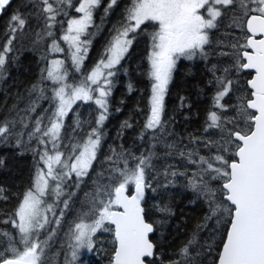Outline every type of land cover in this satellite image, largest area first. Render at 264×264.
I'll use <instances>...</instances> for the list:
<instances>
[{"label":"snow or ice","instance_id":"snow-or-ice-1","mask_svg":"<svg viewBox=\"0 0 264 264\" xmlns=\"http://www.w3.org/2000/svg\"><path fill=\"white\" fill-rule=\"evenodd\" d=\"M12 2L0 0V14ZM29 4L31 13L17 11L10 17L6 42L0 47V79L7 72L17 33H24L33 16L39 26L34 43L50 38L48 51L64 53L63 41L68 55L51 60L42 55L45 66L26 105L14 106L0 119V142L12 139L37 158L31 186L0 220L15 229L13 233L0 228V264H55L50 252H55L61 234L59 264H78L83 251L97 247L98 232L112 234L109 264H157L158 248L150 234L163 221L153 216H168L172 210L163 202L149 205L146 192L175 186L177 178H184V186L204 204L205 212L168 264H204L198 259L201 255L211 264H264V0H128L103 53L84 72L94 35L89 29L99 30L94 13L102 0ZM116 4L108 0L105 15ZM69 8L80 15L58 20ZM57 24L63 28L59 39ZM222 29L226 31L220 35ZM140 33L150 38L152 83L149 111L137 139L147 137L148 147L132 151L120 144L102 154L112 77ZM182 61L205 63L214 89L199 135H175L164 117L168 85ZM70 68L81 73L79 79L70 77ZM128 87L131 91L132 85ZM45 100L47 109L41 107ZM89 101L97 106V115L82 124L74 106ZM69 113L76 120L66 128ZM132 127L126 120L121 132ZM33 141L36 147H31ZM157 144L163 145L165 158L178 157V163L157 171ZM86 181L92 189L83 192L81 201L76 190ZM3 193L0 188V200L7 199ZM68 213L73 214L70 222ZM209 224L212 243L205 248L199 245L200 232Z\"/></svg>","mask_w":264,"mask_h":264},{"label":"trees","instance_id":"trees-1","mask_svg":"<svg viewBox=\"0 0 264 264\" xmlns=\"http://www.w3.org/2000/svg\"><path fill=\"white\" fill-rule=\"evenodd\" d=\"M76 3L77 0H73V4L76 5ZM107 3L108 0H102V4L94 13V22L95 25H99V30L95 27L89 29L90 32H94V35L81 72L90 69L103 53L111 38L113 27H118L122 20L128 0H117V4L105 15L104 8ZM26 5L28 6L26 7ZM17 11L26 15L31 13L33 9L29 0H13L12 4L0 16V47L6 42L4 34L9 27L10 17ZM78 15L79 13H76L74 8H69L68 15L58 17V20L67 21ZM224 23L227 24L228 20L225 19ZM35 31H39V26L33 16L24 33H17V40L13 41V52L8 54L7 72L5 77L0 79V119L8 116L14 106L18 105L23 108L26 105L31 86L39 79L40 70L45 66V62L41 59L42 55H47L49 60L66 59L68 55L67 45L63 41H61V47L65 48L64 53H50L48 51L51 44L50 38L47 42L34 43ZM151 31V28L147 29L148 33ZM224 31L226 29H222L220 35H223ZM62 34L63 28L57 24V38L59 39ZM149 52L150 38L146 33H140L120 65H117L116 75L112 77L111 95L108 98L109 115L104 123L105 136L102 154L107 153L109 147L116 148L120 144L132 151H143L148 147L147 137L145 141H140L137 137L149 111L152 83L148 76L149 63L147 57ZM67 63L70 67V61ZM71 76L79 79L81 73H73L70 68ZM209 79L205 63L182 61L177 65L164 100V117L170 121L169 131L179 136H187L189 133L202 134L214 92L208 83ZM129 84L132 85L131 91L128 87ZM182 101L183 106H181ZM233 102H235V97H233ZM48 104L49 102L45 100L41 103V107L47 109ZM74 110L78 111L79 120L82 124L94 120L97 115V106L91 101L78 102L77 106H74ZM39 112L40 109L38 108L37 113ZM75 120L76 117L69 113L66 128ZM126 120L132 123L133 127L121 132V125ZM171 139L172 137L169 136L168 140L171 141ZM31 147H36L35 141L32 142ZM156 151L161 157L159 161H154L157 171L161 170L167 163L176 164L179 161L178 157L176 159L165 158L164 147L161 144H157ZM36 159L34 152L16 146L12 139L7 142H0V161H2L0 163V188L4 189L3 194L7 197V199L0 200V211L5 214L0 216V220L7 218V213L16 207L21 194L31 186ZM93 167L97 171L100 170L95 164ZM184 185V178H177L175 186H170L167 189L157 187L155 192H146V200L149 205L163 202L169 204L172 210L171 215L168 216L161 213H154L153 216L154 220L163 221L154 225L156 231L151 238L158 248V255L155 257L157 264H160L161 261L163 264H168V261L175 257L177 250L190 238L196 223L204 215V204L197 200L195 194ZM91 189V181H86L85 184L81 185L80 190H76L77 196L83 201V192L91 191ZM76 207L78 208L79 205ZM72 217L73 214L68 213L66 220L70 222ZM0 228L15 233V229L11 227L10 223H0ZM212 228L213 225L209 224L200 232L199 245H204L206 248L207 244L212 243L210 238ZM97 237V247L93 249L88 258L81 257V262L85 264H109L113 247L111 243L112 234H98ZM56 239V245L60 249V245L63 244L62 234ZM215 239L219 240L218 234ZM56 254L54 252L50 255H55V264H59L63 255ZM198 259L202 260L204 264H211L210 258L207 256L201 255Z\"/></svg>","mask_w":264,"mask_h":264},{"label":"rangeland","instance_id":"rangeland-1","mask_svg":"<svg viewBox=\"0 0 264 264\" xmlns=\"http://www.w3.org/2000/svg\"><path fill=\"white\" fill-rule=\"evenodd\" d=\"M79 15H80V14H79ZM79 15H78V16H79ZM129 50H130V49H129ZM125 56H126V55H125ZM121 61H122V60H121ZM173 75H174V73H173ZM169 84H170V83H169ZM104 233H105V232H98L97 235H98V234L101 235V234H104ZM97 238H98V237H97ZM56 240H57V239H56ZM57 242H58V241H57ZM54 246H55L54 248H58L57 245H56V243H55ZM60 251H61V249H59V248H58V249H55V253H58V252H60ZM92 251H93V250H92ZM92 251H91V252L86 251V250L83 251V252L81 253V257L85 256L86 258H88V257L91 255ZM51 253H53V252H50V254H51ZM78 264H85V263L80 261V262H78Z\"/></svg>","mask_w":264,"mask_h":264},{"label":"water","instance_id":"water-1","mask_svg":"<svg viewBox=\"0 0 264 264\" xmlns=\"http://www.w3.org/2000/svg\"><path fill=\"white\" fill-rule=\"evenodd\" d=\"M2 14H0V16H1ZM152 236H153V233L152 234H150V239L152 238Z\"/></svg>","mask_w":264,"mask_h":264}]
</instances>
